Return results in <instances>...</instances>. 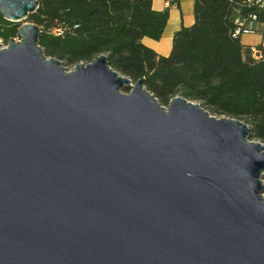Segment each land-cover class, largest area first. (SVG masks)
Returning a JSON list of instances; mask_svg holds the SVG:
<instances>
[{
	"label": "water",
	"instance_id": "1",
	"mask_svg": "<svg viewBox=\"0 0 264 264\" xmlns=\"http://www.w3.org/2000/svg\"><path fill=\"white\" fill-rule=\"evenodd\" d=\"M0 48V264H264V143L110 67L67 71L26 22ZM131 87L129 94L123 90Z\"/></svg>",
	"mask_w": 264,
	"mask_h": 264
},
{
	"label": "trees",
	"instance_id": "2",
	"mask_svg": "<svg viewBox=\"0 0 264 264\" xmlns=\"http://www.w3.org/2000/svg\"><path fill=\"white\" fill-rule=\"evenodd\" d=\"M154 0H39L27 19L41 28L47 57L67 65L108 56L110 67L145 87L161 105L174 97L201 102L205 110L249 125L251 139L264 143V48L256 61L241 43L237 22L264 24L258 0H194L193 26L175 34L171 54L159 56L142 44L160 41L169 12ZM255 18V20H253ZM21 23L0 14V40L16 38Z\"/></svg>",
	"mask_w": 264,
	"mask_h": 264
},
{
	"label": "crops",
	"instance_id": "3",
	"mask_svg": "<svg viewBox=\"0 0 264 264\" xmlns=\"http://www.w3.org/2000/svg\"><path fill=\"white\" fill-rule=\"evenodd\" d=\"M167 3H169V6H167ZM152 7L159 12L167 10L169 21L160 41L144 38L142 44L159 56L168 57L172 51L175 34L182 28L193 26L195 22L194 0H154ZM241 43L250 48H264V35L262 33L242 35ZM192 102L201 104L198 101Z\"/></svg>",
	"mask_w": 264,
	"mask_h": 264
},
{
	"label": "built area",
	"instance_id": "4",
	"mask_svg": "<svg viewBox=\"0 0 264 264\" xmlns=\"http://www.w3.org/2000/svg\"><path fill=\"white\" fill-rule=\"evenodd\" d=\"M257 3H261L262 6H264V0H258ZM167 6H169V3H167ZM253 20H255V18H253ZM237 24H239V29L236 32L235 36L238 35H251V34H256V33H262L264 35V24L260 25V26H250L247 27L245 26L244 22H237ZM251 52H252V57L253 59H255L256 61H259L262 58V51L259 48H251Z\"/></svg>",
	"mask_w": 264,
	"mask_h": 264
},
{
	"label": "rangeland",
	"instance_id": "5",
	"mask_svg": "<svg viewBox=\"0 0 264 264\" xmlns=\"http://www.w3.org/2000/svg\"><path fill=\"white\" fill-rule=\"evenodd\" d=\"M26 22H28V21H26ZM30 23H32V22H30ZM8 46V42H5V41H2V40H0V48H6ZM63 66L67 69V71H72L73 69H74V67H75V65H67L66 66V64H63ZM129 91H131V87H126L124 90H123V93L124 94H129L130 92ZM164 106V105H163ZM164 107H168L167 105L166 106H164ZM208 111V110H207ZM208 113H210V111H208ZM213 117H222V116H220V115H218V114H212V113H210Z\"/></svg>",
	"mask_w": 264,
	"mask_h": 264
}]
</instances>
